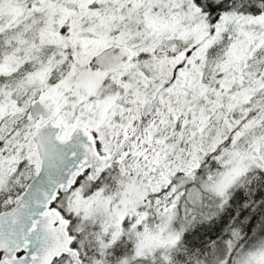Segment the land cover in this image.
Wrapping results in <instances>:
<instances>
[{"label":"snow or ice","instance_id":"snow-or-ice-1","mask_svg":"<svg viewBox=\"0 0 264 264\" xmlns=\"http://www.w3.org/2000/svg\"><path fill=\"white\" fill-rule=\"evenodd\" d=\"M0 264H264V0H0Z\"/></svg>","mask_w":264,"mask_h":264}]
</instances>
